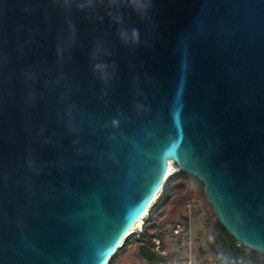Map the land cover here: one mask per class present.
<instances>
[{
    "label": "water",
    "instance_id": "obj_1",
    "mask_svg": "<svg viewBox=\"0 0 264 264\" xmlns=\"http://www.w3.org/2000/svg\"><path fill=\"white\" fill-rule=\"evenodd\" d=\"M126 4L0 0V264H107L170 162L264 256V0Z\"/></svg>",
    "mask_w": 264,
    "mask_h": 264
},
{
    "label": "trees",
    "instance_id": "obj_2",
    "mask_svg": "<svg viewBox=\"0 0 264 264\" xmlns=\"http://www.w3.org/2000/svg\"><path fill=\"white\" fill-rule=\"evenodd\" d=\"M159 193L146 211L141 231L125 237L107 264H187L188 237L173 231L180 224L187 232L186 205L192 201L202 204L208 219L202 226L212 264H264V256L248 251L227 235L204 196L203 185L194 176L176 167Z\"/></svg>",
    "mask_w": 264,
    "mask_h": 264
},
{
    "label": "rangeland",
    "instance_id": "obj_3",
    "mask_svg": "<svg viewBox=\"0 0 264 264\" xmlns=\"http://www.w3.org/2000/svg\"><path fill=\"white\" fill-rule=\"evenodd\" d=\"M176 170L175 164L171 162L168 167L167 173L172 174ZM169 174V175H170ZM159 191L156 194L152 203L158 198ZM188 221V230L184 231V227L180 224V232L176 235L187 236L188 241L186 244L188 261L191 264H212V260L207 252L206 247V233L203 229V222H206L207 216L202 208V204L198 201H192L186 205V213ZM147 217V212L134 224L129 234L140 232L143 226V221ZM187 261V262H188Z\"/></svg>",
    "mask_w": 264,
    "mask_h": 264
},
{
    "label": "clouds",
    "instance_id": "obj_4",
    "mask_svg": "<svg viewBox=\"0 0 264 264\" xmlns=\"http://www.w3.org/2000/svg\"><path fill=\"white\" fill-rule=\"evenodd\" d=\"M96 0H87V7L92 8L95 6ZM129 11L139 17H146L150 9V0H127L126 4ZM120 38L126 43H131L138 39V32L133 29L131 32H121ZM98 67H100L98 65Z\"/></svg>",
    "mask_w": 264,
    "mask_h": 264
},
{
    "label": "built area",
    "instance_id": "obj_5",
    "mask_svg": "<svg viewBox=\"0 0 264 264\" xmlns=\"http://www.w3.org/2000/svg\"><path fill=\"white\" fill-rule=\"evenodd\" d=\"M180 229H181V227H180V225H175V228H174V234H178L179 232H180ZM156 244H158V242L156 241L155 242ZM187 264H191L189 261L188 262H186Z\"/></svg>",
    "mask_w": 264,
    "mask_h": 264
},
{
    "label": "bare ground",
    "instance_id": "obj_6",
    "mask_svg": "<svg viewBox=\"0 0 264 264\" xmlns=\"http://www.w3.org/2000/svg\"><path fill=\"white\" fill-rule=\"evenodd\" d=\"M170 163H171V162H170ZM170 163H169V164H170ZM169 174H170V173H169ZM169 174L167 173V174H166V177H168V176H169Z\"/></svg>",
    "mask_w": 264,
    "mask_h": 264
}]
</instances>
